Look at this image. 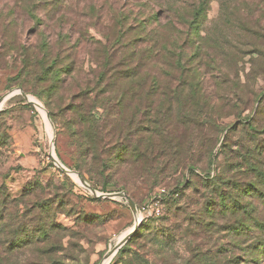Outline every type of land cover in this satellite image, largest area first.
I'll return each instance as SVG.
<instances>
[{
	"label": "rangeland",
	"instance_id": "obj_1",
	"mask_svg": "<svg viewBox=\"0 0 264 264\" xmlns=\"http://www.w3.org/2000/svg\"><path fill=\"white\" fill-rule=\"evenodd\" d=\"M204 1L205 16L194 35L191 13L202 0H0V98L23 88L19 82L33 96L47 93L50 82L26 64L35 53L56 58L64 69L71 66V74H65L62 88L52 96V108L59 115L54 123L55 154L70 169L81 167L94 189L125 191L141 205L160 187L183 188L190 167L203 172L215 169L213 179L194 177L163 216L144 223L143 236L130 248L144 264H194L198 254L209 263L264 264V258L253 261L249 255L252 243L264 235V196L253 199L258 222L239 231L233 225L243 214L222 208L216 196L218 175L229 186H244L254 180L249 163L264 166V0ZM140 23L155 31L154 38L163 39L159 46L171 35L178 41L177 50L183 44V77L195 83L199 96L193 104L187 100L183 121L175 120V115L170 119L178 150L168 149L165 155L160 151L154 161H128L103 170L102 160L89 157L85 162L80 155L65 124L71 119L66 109L73 92L85 85L93 88L91 99L103 88L109 99L95 113L101 116L105 149L126 132L139 136L136 124L144 123L148 115L139 112L134 125L129 121L145 100L129 96L122 100L121 82L107 80L98 87L101 66L96 62L102 65L105 56L97 41L114 43L121 26L124 40L138 37ZM45 39L50 41L47 53L41 44ZM119 50L113 51L114 63L122 55ZM133 62L147 77L143 92L154 86V77L159 81L151 108L155 112L163 103V89L178 73L159 54ZM42 112L46 113L21 94L4 102L0 110V264H101L134 226V215L125 198L98 197L55 165L50 157L52 125ZM107 157L104 154L103 160ZM228 185L225 195L231 206ZM119 251L107 264H114Z\"/></svg>",
	"mask_w": 264,
	"mask_h": 264
},
{
	"label": "trees",
	"instance_id": "obj_2",
	"mask_svg": "<svg viewBox=\"0 0 264 264\" xmlns=\"http://www.w3.org/2000/svg\"><path fill=\"white\" fill-rule=\"evenodd\" d=\"M206 9L207 3L202 0V3L191 13L192 18L190 19V28L194 35L199 33L201 21L205 16ZM118 23L121 24L122 22ZM181 26L183 27V25ZM121 27H118L115 35L116 41H113L114 43H111V40L109 41V44L97 41V43H99L105 51L102 65L96 62L97 66H101L100 71L97 73L98 87H101L107 80L109 83L114 84L121 82L120 91H122V100L127 96H129V98L138 97L139 99L145 100L144 103L134 105L137 106L132 113V121H129V124L134 125V117L136 118L139 112L144 115H148L146 121L144 120V123L139 121L138 124H136L139 128V136L132 135L131 131L126 132L125 137L117 140L113 147L109 150L105 149L102 137L103 130L101 129L100 124L101 116L99 117L97 113H95L97 107H102L104 100L109 99V97L104 95L105 89L103 88L102 90L97 91V93L95 92V97L91 99L89 98V94L93 88L86 87L85 85L86 88H82L80 92H73L71 104L67 107L68 109H66V112H71V119H66L65 124L71 136L77 142L80 155L83 156L85 162L89 157L95 159L96 161L102 160L100 162L104 167L103 170L114 169L115 167L126 164L128 161L133 162V164H138L142 161H154L160 158V151H164L163 153L165 155V151L168 149L172 151L178 150L180 144L174 137L173 130H169V126L172 124L170 119L175 115L174 117L178 118L175 120L183 121V107L187 103V100L191 101V104H193L195 98H198L199 96L196 89L193 88L195 83H189L187 78L183 77V71H186L184 70L185 66L183 63V44L180 45V50H177L178 41H176L177 39L175 36L171 35V40H166L164 44H162V42L159 46V43L163 39L154 38L152 34L155 31H147L148 26L146 23H140L137 25V29H139L137 34L138 37L128 38L126 40H124L126 32L125 30H122ZM143 34L145 37H148V41H145L146 38ZM142 40H144V42H142ZM41 44L44 52L47 53L48 49H50V41L45 39ZM143 44H145V47H143ZM149 44L150 46H148ZM118 47H120L121 51ZM116 50H119L122 55L120 56L119 62L114 63L113 51ZM35 54L36 56L33 58L30 57L26 64L31 66L33 70L37 71V76H39V78L44 81H49L50 85L48 86V89H45L47 92L45 95V92H33V94L44 103L49 110L53 122L56 123V119L59 115L56 114L52 108V96L58 92L60 88H62V84L65 82V74H71L72 69L69 65H67L64 69L61 64H57L56 58H48L47 56L41 57L40 54ZM158 54L166 59V64L168 66H171L174 70H176L178 76L173 82L169 83L167 87L163 89L162 95H160L162 98L161 100H163V103L159 105L160 109L151 113L156 91L160 88V85L158 84L159 81H157V78L154 77L152 79L154 86L143 92L142 89L147 81V77L138 71L137 65L133 62V60L139 63L143 59H154L158 56ZM118 65H125V67L118 69ZM18 84L23 87L27 93H29L26 86L22 82H19ZM187 87L190 88V93H186L188 90ZM101 94H103V96ZM195 103L198 104L197 102ZM143 104L145 108L141 109ZM119 105L122 107L124 106L122 101H120ZM165 106L167 107L165 108ZM61 111L64 112V110ZM121 132L122 131H120V133ZM104 154H107L108 157L103 160ZM249 166L254 174V180L248 184L244 186H229L228 181H225V177L222 175H218L216 184V189L219 190L218 188H220L219 192L216 191V196L218 195L222 201L220 206L225 209H230L232 213L244 215H242V217H235L236 222L233 227L237 231L241 230L242 227H252L253 223L258 222L255 216L256 206L253 199L264 196V166L254 161H251ZM77 169L84 177V172L81 170V167H78ZM186 171L188 173V177L183 180V188L178 186L173 188L179 192V196L169 199L165 203V208L166 206L168 207L170 203L173 201L176 202L181 197V191L184 193V191L193 184L194 177H202L206 180H211L216 176L215 169L203 172L196 167H190L186 169ZM226 185H228V195L231 199V206L226 202L228 198L225 195L224 186ZM103 188L107 189L108 186L105 185ZM216 205L217 204L211 206V209H213ZM212 211L213 210L210 212L212 213ZM163 215L164 213L161 216ZM148 220L149 219L141 223L139 229L134 233L130 240H128V246L120 249L114 264L120 261H123L122 264H144L138 256L131 254L132 249L130 248L132 242L138 241L143 236L141 228L145 226L144 223ZM256 225L261 227V224L259 225V223H256ZM44 230H46V227H44ZM20 242H25V240L21 239ZM159 244L162 247L164 246L161 241ZM249 255L253 261H259L264 258V235L256 238L252 243ZM198 257L199 258L194 261V264H222L220 261L219 263L202 261L200 254H198Z\"/></svg>",
	"mask_w": 264,
	"mask_h": 264
},
{
	"label": "water",
	"instance_id": "obj_3",
	"mask_svg": "<svg viewBox=\"0 0 264 264\" xmlns=\"http://www.w3.org/2000/svg\"><path fill=\"white\" fill-rule=\"evenodd\" d=\"M21 94L22 97L28 102L31 103L33 105H35L37 108L41 107L44 108L46 111V117L49 120L50 124L52 125L53 128V136L51 138V153H50V157L52 158L53 162L55 163V165L57 167H59L61 170H63L64 172L68 173L69 175L76 173L81 184H83L85 187H87L88 189L91 190V192L98 196V197H107V198H125L126 201L128 202L132 213L134 215V226L128 231V233L122 238L120 239L115 247L111 250H109L106 254L105 259H111L113 258V256L123 247V245H125L128 240L134 235V233L137 231V229L139 228V225L141 224V219H140V215H139V206L137 205V203L134 201V199L127 194V192L125 191H118V192H98L96 189H94L83 177V175L76 170H72L69 167H67L59 158L58 156L55 154V131H54V122L51 118V115L49 113V111L47 110V108L45 107V105H43V103L36 98L35 96L27 93L23 88H18V89H12L10 91H8L5 95H3L0 98V110L2 109V105L4 102L8 101L10 98H12L15 95ZM34 97L36 98L39 102H36L34 100H31L30 97ZM103 263V262H102ZM101 263V264H102Z\"/></svg>",
	"mask_w": 264,
	"mask_h": 264
},
{
	"label": "built area",
	"instance_id": "obj_4",
	"mask_svg": "<svg viewBox=\"0 0 264 264\" xmlns=\"http://www.w3.org/2000/svg\"><path fill=\"white\" fill-rule=\"evenodd\" d=\"M179 196V192L175 189L167 187H160L154 191L146 201L139 206V215L141 222L160 217L165 210V203L171 199Z\"/></svg>",
	"mask_w": 264,
	"mask_h": 264
},
{
	"label": "bare ground",
	"instance_id": "obj_5",
	"mask_svg": "<svg viewBox=\"0 0 264 264\" xmlns=\"http://www.w3.org/2000/svg\"><path fill=\"white\" fill-rule=\"evenodd\" d=\"M30 99H31V100H34V101H36V102H39V101L36 100V98H34V97H32V96L30 97ZM1 107H2V106H1ZM38 109L41 110V111H45V109H44V108H41V107H38ZM45 112H46V111H45ZM42 113H43V115H44V117H45V120H46L47 124L50 125V124H49L50 122H49V120H48L47 117H46V113H44V112H42ZM52 131H53V128H52ZM52 136H53V135H52ZM51 138H52V137H51ZM73 176H74L77 180H79V178H78V176H77L76 173H73ZM79 182H80V180H79ZM80 183H81V182H80ZM127 233H128V232L124 233V234L120 237V239H122ZM120 239H119V240H120ZM109 261H110V259H105L104 262H103L102 264H107Z\"/></svg>",
	"mask_w": 264,
	"mask_h": 264
}]
</instances>
